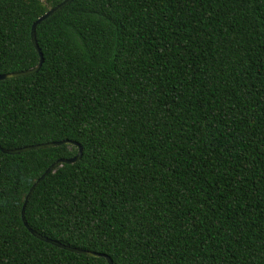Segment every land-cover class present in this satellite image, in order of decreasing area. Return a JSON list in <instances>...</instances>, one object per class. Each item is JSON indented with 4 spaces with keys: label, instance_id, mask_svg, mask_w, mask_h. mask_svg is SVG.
I'll return each mask as SVG.
<instances>
[{
    "label": "trees",
    "instance_id": "obj_1",
    "mask_svg": "<svg viewBox=\"0 0 264 264\" xmlns=\"http://www.w3.org/2000/svg\"><path fill=\"white\" fill-rule=\"evenodd\" d=\"M0 0V73L38 16ZM0 79V146L71 139L38 233L113 264H264V0H73ZM76 145L0 149V264H108L33 235Z\"/></svg>",
    "mask_w": 264,
    "mask_h": 264
},
{
    "label": "water",
    "instance_id": "obj_2",
    "mask_svg": "<svg viewBox=\"0 0 264 264\" xmlns=\"http://www.w3.org/2000/svg\"><path fill=\"white\" fill-rule=\"evenodd\" d=\"M73 0H62L61 2L57 3L56 5L50 7L47 11H45L43 14H41L40 16L37 17V19L33 22L32 27H31V40L32 43L35 47V49L37 50L38 54H39V61L38 63L33 66L30 67L28 69L25 70H20V71H12V72H6V73H0V79H6V78H11V77H18V76H23V75H27V74H31L36 72L42 62H43V54L41 52V49L37 43V39H36V34H35V28L36 25L44 20L45 18L51 16L52 14H54L55 12H57L58 10H60L62 7H64L65 5L69 4L70 2H72ZM63 143H71L73 145H76L78 148V151L75 155L71 156V157H60L57 160H55L53 163H51L44 171L43 173L38 176L36 178V180L32 183V185L29 187L28 192L25 196V200L22 206V219L24 224L27 226V228L31 231V233L35 236H37L38 238L50 242L54 245L60 246L62 248L77 252V253H82L85 255H92V256H104L107 261L108 264H113L112 260L110 258L109 255L105 254V253H101V252H97V251H93V250H88V249H83V248H79V247H75V246H71L68 244H64L62 242H60L59 240L50 238L48 236L42 235L41 233H38L37 231H35L33 228H31L25 218V206L29 200V198L31 197L34 189L37 187V185L45 178V176H47L50 172L55 171V169L62 165L63 163H74L75 161H77L81 156H82V146L79 142L75 141V140H71V139H62V140H57V141H46V142H40V143H34V144H29V145H23V146H19V147H13V148H4L2 146H0V149L5 152V153H9V154H15V153H19L21 151H27V150H31V149H36V148H44V147H51V146H56L59 144H63Z\"/></svg>",
    "mask_w": 264,
    "mask_h": 264
}]
</instances>
